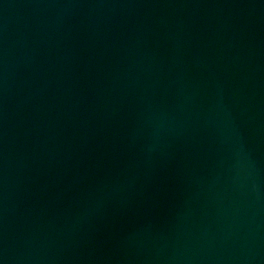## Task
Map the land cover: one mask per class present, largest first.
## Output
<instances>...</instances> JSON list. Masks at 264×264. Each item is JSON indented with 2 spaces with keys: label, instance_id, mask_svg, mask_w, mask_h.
Instances as JSON below:
<instances>
[{
  "label": "water",
  "instance_id": "95a60500",
  "mask_svg": "<svg viewBox=\"0 0 264 264\" xmlns=\"http://www.w3.org/2000/svg\"><path fill=\"white\" fill-rule=\"evenodd\" d=\"M0 264H264V0H0Z\"/></svg>",
  "mask_w": 264,
  "mask_h": 264
}]
</instances>
